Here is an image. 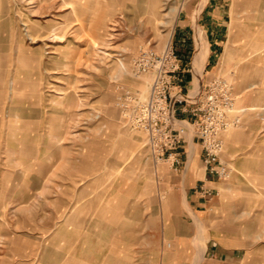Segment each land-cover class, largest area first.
Here are the masks:
<instances>
[{"label":"rangeland","instance_id":"obj_1","mask_svg":"<svg viewBox=\"0 0 264 264\" xmlns=\"http://www.w3.org/2000/svg\"><path fill=\"white\" fill-rule=\"evenodd\" d=\"M179 1L0 0L1 129L9 120L19 124L18 109L8 111L10 97L17 102L31 93L41 97L44 193L51 194L50 179L57 173L74 176L75 192L84 196L76 209L86 206L92 229H139L140 248L125 249L119 264H201L212 244L231 254L220 264H243L246 251L259 261L264 257L260 180L221 179L227 183L218 184L210 198L217 208L200 216L188 203L187 192L203 170L192 160L177 170L166 161L156 163L144 134L126 124L117 106L125 93L148 96L152 74L135 72L134 61L142 49L158 52L173 46ZM195 40L189 100L203 89L198 64L205 42L199 31ZM188 142L190 152L195 151ZM2 169L0 181L6 182L11 175ZM30 172H21L24 184ZM18 206L3 201L0 212Z\"/></svg>","mask_w":264,"mask_h":264},{"label":"crops","instance_id":"obj_2","mask_svg":"<svg viewBox=\"0 0 264 264\" xmlns=\"http://www.w3.org/2000/svg\"><path fill=\"white\" fill-rule=\"evenodd\" d=\"M178 6L172 23L173 46L180 62L177 82L185 93L190 92L195 34L199 31L205 42L200 66L202 86L215 77L230 83L240 117L237 125L222 134L220 158L230 167L227 180L258 179L264 187V0H180ZM36 97L31 93L18 102L10 97L8 111L18 109L19 120L15 121L19 124L12 125L9 120L7 128L1 129L0 123V166L11 175L6 182L0 181V202L19 204L7 213L0 212V264H119L125 249L140 248L139 229L122 225L92 229V224L86 223V206L76 209L75 203L84 202V196L76 194L74 176L61 177L57 173L58 177L50 179L51 194L44 193L48 186L43 167L44 111L43 100ZM191 142L195 151L190 152L189 142L184 145L180 167L185 169L192 160L203 170V175L188 185L187 201L204 216L217 208L210 199L212 192L227 181L207 174L200 146ZM29 170L30 179L24 184L21 172ZM62 187H67V192H61ZM263 228L260 233H264ZM204 254L206 261L201 264H220L231 257L230 253L217 251L214 244L207 245ZM242 260L243 264H264V257L258 261L248 251Z\"/></svg>","mask_w":264,"mask_h":264},{"label":"built area","instance_id":"obj_3","mask_svg":"<svg viewBox=\"0 0 264 264\" xmlns=\"http://www.w3.org/2000/svg\"><path fill=\"white\" fill-rule=\"evenodd\" d=\"M134 66L137 73L152 74L148 96L125 93L118 97L117 106L126 124L144 134L153 160L166 161L177 170L183 164L184 145L196 141L207 174L217 179L227 178L230 167L220 158L222 134L240 122L230 83L215 77L195 99H187L189 93L177 82L180 62L171 44L158 52L140 50Z\"/></svg>","mask_w":264,"mask_h":264},{"label":"bare ground","instance_id":"obj_4","mask_svg":"<svg viewBox=\"0 0 264 264\" xmlns=\"http://www.w3.org/2000/svg\"><path fill=\"white\" fill-rule=\"evenodd\" d=\"M25 25H26V24H25ZM199 36H200V35H199ZM199 38H201V37H199ZM199 41H200V40H199ZM197 43H198V42H197ZM202 43H203V42H202ZM200 44H201V42H200ZM200 44H199V45H200ZM201 47H203V44H202ZM201 49H202V48H201ZM203 49H204V48H203ZM201 51H202V50H201ZM199 53H200V52H198V53L196 52V54H199ZM202 53H203V52H202ZM195 56H196V55H195ZM202 56H203V55H202ZM198 57H199V55H198ZM199 58H200V57H199ZM196 59H197V58H196ZM198 60H199V59H198ZM198 62H199V61H198ZM198 62L196 61V63H198ZM200 63H201V62H200ZM198 66L200 67L201 65L198 64ZM196 70H198V68H197ZM197 72H198V71H197ZM198 74H199V73H198ZM199 77H200V76H199ZM199 77H198V79H199ZM198 79H197V80H198ZM197 80H195V82H196ZM196 85H197V84H196ZM194 86H195V85H194ZM198 87H199V85H198ZM194 90H195V89H194Z\"/></svg>","mask_w":264,"mask_h":264}]
</instances>
